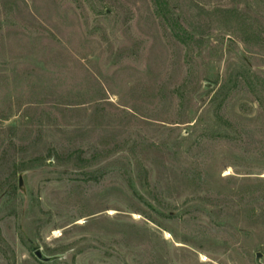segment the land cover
Wrapping results in <instances>:
<instances>
[{
    "label": "rangeland",
    "instance_id": "374dc122",
    "mask_svg": "<svg viewBox=\"0 0 264 264\" xmlns=\"http://www.w3.org/2000/svg\"><path fill=\"white\" fill-rule=\"evenodd\" d=\"M165 1L0 0V264H264V0Z\"/></svg>",
    "mask_w": 264,
    "mask_h": 264
},
{
    "label": "trees",
    "instance_id": "16d2710c",
    "mask_svg": "<svg viewBox=\"0 0 264 264\" xmlns=\"http://www.w3.org/2000/svg\"><path fill=\"white\" fill-rule=\"evenodd\" d=\"M154 1H155L156 5H157L158 11L159 12H163V9H164V7H166L167 2L165 0H154ZM176 36L179 39L184 40V38L179 33H176Z\"/></svg>",
    "mask_w": 264,
    "mask_h": 264
},
{
    "label": "water",
    "instance_id": "95a60500",
    "mask_svg": "<svg viewBox=\"0 0 264 264\" xmlns=\"http://www.w3.org/2000/svg\"><path fill=\"white\" fill-rule=\"evenodd\" d=\"M21 179H20V185H21ZM35 255L40 259V260H42V261H51L53 258L52 257H47V256H45L42 252H41V250H36L35 251ZM260 257V254H257V259Z\"/></svg>",
    "mask_w": 264,
    "mask_h": 264
}]
</instances>
